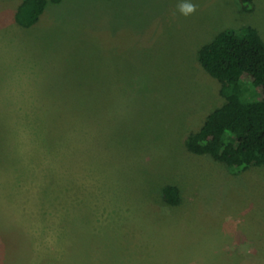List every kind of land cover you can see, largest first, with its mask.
<instances>
[{
  "label": "rangeland",
  "instance_id": "obj_1",
  "mask_svg": "<svg viewBox=\"0 0 264 264\" xmlns=\"http://www.w3.org/2000/svg\"><path fill=\"white\" fill-rule=\"evenodd\" d=\"M22 1L0 0V264H264V166L185 143L225 102L200 48L264 39V0H61L30 28Z\"/></svg>",
  "mask_w": 264,
  "mask_h": 264
},
{
  "label": "trees",
  "instance_id": "obj_2",
  "mask_svg": "<svg viewBox=\"0 0 264 264\" xmlns=\"http://www.w3.org/2000/svg\"><path fill=\"white\" fill-rule=\"evenodd\" d=\"M251 1L239 0L241 8L251 12ZM49 2L61 0H23L16 23L32 27ZM198 58L220 82L225 102L207 115L199 130L187 135V149L212 156L234 174L264 166V39L252 26L225 29L200 48ZM162 198L170 206L183 201L176 185L164 186Z\"/></svg>",
  "mask_w": 264,
  "mask_h": 264
},
{
  "label": "clouds",
  "instance_id": "obj_3",
  "mask_svg": "<svg viewBox=\"0 0 264 264\" xmlns=\"http://www.w3.org/2000/svg\"><path fill=\"white\" fill-rule=\"evenodd\" d=\"M185 11L186 12H191V11H193V8L190 7V6H186Z\"/></svg>",
  "mask_w": 264,
  "mask_h": 264
}]
</instances>
